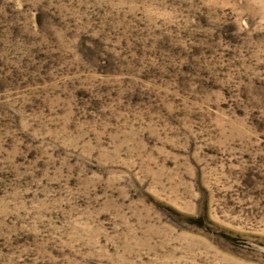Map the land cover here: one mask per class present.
<instances>
[{"label":"rangeland","instance_id":"rangeland-1","mask_svg":"<svg viewBox=\"0 0 264 264\" xmlns=\"http://www.w3.org/2000/svg\"><path fill=\"white\" fill-rule=\"evenodd\" d=\"M0 264H264V0H0Z\"/></svg>","mask_w":264,"mask_h":264}]
</instances>
